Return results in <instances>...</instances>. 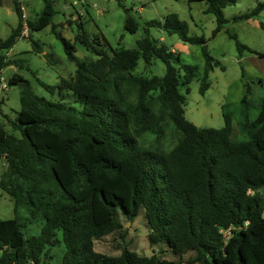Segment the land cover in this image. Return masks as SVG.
<instances>
[{"label":"trees","instance_id":"obj_1","mask_svg":"<svg viewBox=\"0 0 264 264\" xmlns=\"http://www.w3.org/2000/svg\"><path fill=\"white\" fill-rule=\"evenodd\" d=\"M235 1L206 0L205 10L216 19L212 35L227 21L223 7ZM13 4L18 21L0 39V77L8 64L26 65L25 59L2 52L21 32L18 0ZM263 7L260 1L233 18L247 19ZM125 11L124 28L134 32L138 21ZM53 13L52 0H44L38 17L27 18L30 31L48 24ZM146 23L202 45L203 93L209 87L207 72L217 62L205 37L190 34L174 11ZM55 33L76 63L74 74L57 84L61 97L36 94L19 73L7 78V83L21 80L24 88L15 116H0V159L6 161L0 187L13 200L14 211L24 207L27 215L26 221L18 215L0 218V264H53L59 244L63 252L57 264H175L161 257L159 248L149 255L127 245L118 254L94 249L95 239L122 227L118 210L132 219L141 206L151 246H166L180 257L193 251L198 264H264V194L259 193L264 187V94L254 118L247 113V94L242 95L240 124L247 137L235 138L228 111L220 127L198 126L185 117L182 89L189 90L197 66L182 62L180 53L161 40L145 34L136 47L118 46L108 53L82 31L77 38L98 55L86 61L75 55L73 42ZM236 44L247 48L237 39ZM33 48L41 51L36 41ZM256 53L264 56V51ZM140 57L146 63L160 58L164 73H135ZM62 90H70L79 105L65 101ZM168 129L178 136L167 151L159 153L139 138L152 132L159 141ZM32 221L40 222V229L27 234L23 227Z\"/></svg>","mask_w":264,"mask_h":264},{"label":"rangeland","instance_id":"obj_2","mask_svg":"<svg viewBox=\"0 0 264 264\" xmlns=\"http://www.w3.org/2000/svg\"><path fill=\"white\" fill-rule=\"evenodd\" d=\"M264 0H236L223 7V14L227 21L214 35L212 29L216 26L215 15L206 11V0H52L54 13L51 21L39 29L20 34L14 44L2 52L8 58H23L25 66L8 64L1 70L2 79L6 85L0 84V116L2 113L14 117L20 107V92L24 88L21 80L7 83V78L13 73H19L27 79L33 91L49 99L61 97L57 87L61 78L71 77L76 69V63L67 57L61 39L55 32H61L74 43L75 55L86 61L98 57L94 50L84 45L77 35L85 31L89 40L103 46L108 53L111 48L118 46L136 47L137 39L147 34L162 41L181 55V61L197 66L196 75L189 82V90L185 92L184 114L198 126L220 127L224 124L223 111L232 115L233 136L245 138L247 134L242 130L240 121L243 116L241 97L247 94L249 103L247 113L254 118L258 113V102L264 94V56H259L257 51H264V7L258 14L247 19H234V15L251 10L258 2ZM27 15L30 18L38 17L44 6V0H23ZM131 13L138 21L134 32L124 28L127 12ZM174 11L184 19L190 34L203 35L206 39L208 52L212 55V67L208 70L206 79L209 87L201 93L199 90L205 69V56L201 44H192L182 41L176 33H168L158 26L148 25V19H162L167 12ZM18 21L13 0H0V39L5 38L16 26ZM81 25V26H80ZM247 46L238 48L236 39ZM97 36V37H95ZM36 41L41 51L33 48ZM143 75H162L165 63L160 58H153L146 63L142 57L133 70ZM40 81L54 85L51 90ZM248 86V92L246 87ZM63 91V92H62ZM64 100L79 105L70 90H62ZM178 134L173 129H168L159 141L152 132H145L139 138L157 152L167 151L176 141ZM6 166V161L0 159V176ZM264 194V187L259 190ZM18 215L25 219L27 211L20 207L14 211L11 197L0 187V218H10ZM117 216L122 223L119 230L110 232L94 240V249L108 254H118L123 245L141 253L151 254L153 248L161 257L172 259L175 264H198L193 262V251H187L181 257L176 255L166 246H151L148 242V223L144 208L141 206L132 219H127L118 210ZM26 221V220H24ZM41 223L38 221L27 222L23 227L27 234L38 233ZM162 247V248H161ZM164 248V249H163ZM166 248V249H165ZM57 264L63 252L62 244L54 247Z\"/></svg>","mask_w":264,"mask_h":264},{"label":"built area","instance_id":"obj_3","mask_svg":"<svg viewBox=\"0 0 264 264\" xmlns=\"http://www.w3.org/2000/svg\"><path fill=\"white\" fill-rule=\"evenodd\" d=\"M18 7H19V10L21 12V21H22V27H21V32L20 34H25L27 29H28V22H27V18H28V15H27V10H26V6L23 2V0H18ZM6 79H2V77H0V84L2 86H5L6 85Z\"/></svg>","mask_w":264,"mask_h":264}]
</instances>
